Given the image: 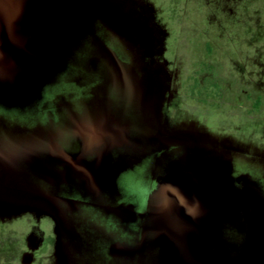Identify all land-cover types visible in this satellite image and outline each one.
<instances>
[{"label":"rangeland","instance_id":"obj_1","mask_svg":"<svg viewBox=\"0 0 264 264\" xmlns=\"http://www.w3.org/2000/svg\"><path fill=\"white\" fill-rule=\"evenodd\" d=\"M96 1L95 15L109 16L115 28L107 38L114 42L124 33L129 41L124 58L135 66L142 64L152 76L147 83L157 95L143 105L153 121L158 117L169 136L166 143L190 136L264 164V0ZM47 16L53 19L52 10ZM82 48L76 49L79 57ZM76 67L78 74L80 70L87 75L88 65ZM209 81L220 86L212 92L215 98L191 92L192 86L203 88ZM64 90L75 102L86 93L73 85ZM150 124L145 135L161 129ZM45 130L28 133L7 128L0 120V264H185L180 262L176 238L164 240L158 234L150 252L147 247L141 250L138 235L123 234L122 211L42 196L36 192L40 187L32 191L15 186L36 183L24 181L14 168L21 157L44 180L42 190L78 200L75 185L64 188L52 178L53 170L62 169V157L57 154L59 145L47 139L56 129ZM114 135L118 143L125 141L121 129ZM142 147L145 151L140 153L146 154ZM134 150L136 155L140 148ZM207 155L224 173L229 169L227 161ZM191 190L189 195L194 194ZM122 252L125 257L109 258Z\"/></svg>","mask_w":264,"mask_h":264},{"label":"water","instance_id":"obj_2","mask_svg":"<svg viewBox=\"0 0 264 264\" xmlns=\"http://www.w3.org/2000/svg\"><path fill=\"white\" fill-rule=\"evenodd\" d=\"M96 3L95 0L89 6L85 0H0V50L4 49L5 54L9 53L8 58L0 57V100H13L14 95L22 89V83L30 75L39 77L43 83L57 82L64 78L83 86H91L93 92L89 100L78 102L69 100L61 103L57 108L59 121L53 122L50 129L45 130L51 133V130L56 129L47 139L52 138L59 145L57 154L62 157V161H59L62 169L53 170L52 178L60 186L68 185L79 178L94 191L110 181L111 174L110 176L108 174L117 169V152L123 153L119 163L122 167L127 163L128 157L135 155L134 148H140L135 157L143 153L140 151H145L143 144L149 151L151 149L164 151L166 165L173 167L169 174L162 178V190L160 193L157 192L159 195L151 216L156 227L159 228L157 235L162 236L164 240L180 239V237L184 239L188 226L185 219L180 216L179 220L182 222L180 229L175 226L174 219L168 215L172 207L176 204V210L182 211L185 207L188 209L192 202L180 200V197L188 195L187 191L190 189L192 193L202 197L203 200L197 202L214 206L222 204L224 201L219 202L217 198L223 197L227 192L233 194L232 190L235 188L233 178L230 177V164L225 175L223 167L213 157H209L208 152L186 147L189 141L195 138L179 136L174 137V142L166 143V138L169 136L163 128L144 137L131 135L132 127L126 114L127 109L117 105L105 87L96 86V83L100 84L99 73L103 69L107 70V65L111 62H107L106 57L96 54L95 56L94 52L90 53L88 48H84L88 58L79 57L77 54L76 49L82 45L88 47V34L92 33V16H96L93 8ZM49 10H52L53 19L47 16ZM82 50L83 48L81 52ZM78 63H85V68L88 65L87 75L80 70V74L76 72ZM91 75H94L95 82L89 80ZM116 78L119 80V75L113 73L110 79L105 77L101 79L112 83ZM120 79L124 82L122 77ZM134 88L138 89L137 86ZM154 95H157L156 91ZM119 129L125 134V141L121 143L117 142V136L114 135ZM173 146L184 149L174 152L171 151ZM212 155L216 156L213 153ZM221 161L223 162L222 158ZM209 165L215 172L211 179L204 177L202 170L199 169L200 166ZM190 172L197 174L189 177ZM181 174H185L186 177H180ZM36 192H40L42 196L51 195L66 201L88 203L43 190ZM234 193L238 192L234 190ZM244 194L240 191L241 196ZM245 195L247 200L250 196H262L263 193L258 190L255 183H252L248 185ZM261 236L264 240V232ZM256 252L259 253L258 262L264 264L261 260L264 249Z\"/></svg>","mask_w":264,"mask_h":264},{"label":"trees","instance_id":"obj_3","mask_svg":"<svg viewBox=\"0 0 264 264\" xmlns=\"http://www.w3.org/2000/svg\"><path fill=\"white\" fill-rule=\"evenodd\" d=\"M85 2L90 6L93 2H95V0H85ZM92 18V33L88 34V47H83L82 56L88 58L84 51V48H88L87 50H90V53L94 52V55L96 54L106 57V59H108L107 62H111V64L107 65V70L103 69L99 73L100 78L105 77L106 73L109 75L116 73L119 75L120 81L116 78L112 83L102 81L100 84L96 83V86L98 87V85H101L102 87H105V89L109 91V96L114 99L117 105L123 106L122 108L125 110L127 109L126 114L127 117H129L130 125L132 127L131 135H140L144 137L145 129L147 125H151L150 123H153L161 128V123L158 117L156 116L155 121H153L150 110H145L143 105L144 101L151 100L155 93L154 89H149L150 84L147 83L148 77L152 76L148 71H145L142 64L135 66V62L126 61L124 58L126 57L129 42L124 33L121 32L119 37H117L114 42L113 40L107 38L108 34H111L112 32L110 29H115L112 28L113 25L109 23L111 21L109 16H92ZM116 35H118V33ZM134 67L136 68V71H134ZM92 76L94 75H91L90 78ZM120 77L124 79V82L120 79ZM130 78H133V81L130 80ZM89 80L93 81L94 79ZM141 82L143 83L141 84ZM22 85V89L14 95L13 100H0V120L7 128L16 126L28 133L44 128L50 129L53 122L59 121V114L57 113L58 106L61 103L72 99L67 96V93L64 90L67 86L69 87L70 85H73L74 87L86 91V93L80 97L79 100L81 101L89 100L93 92V88L91 86H83L75 83L74 81L70 82L64 78L57 82L43 83L39 77L35 78L30 75L26 78ZM134 86H137L138 89L134 88ZM116 88H118L117 91L115 90ZM124 88L127 90H123ZM147 90H149V93L146 96L145 92ZM217 91H220V86L212 81H209L203 88L200 84L194 85L191 88V92L195 95H203L205 93L206 95H209V97L213 98L216 96L215 94H212V92L217 93ZM142 94L144 95V98H142ZM149 105L152 106L151 103H149ZM186 147L192 150L194 148H198V150L203 149L208 153L215 154L218 158L221 157L223 161L229 162L231 167L230 177L233 178V180L238 179L237 181L235 180L233 184L235 191H238V189L239 191L243 190V186L241 184H246V187L248 188V185L255 183L258 190L263 193L262 196H264L263 163H259L257 160L239 153H232V151L223 149L219 144L213 141L194 139L191 143L187 144ZM179 149L184 148L180 146H173L171 151L175 152ZM147 151L148 152L146 154H138L139 157L136 156L133 159L132 157H128L127 163H125L122 167L121 165L119 166V163H121L120 157L123 156V153H120V151L117 152L118 163H116L117 169L115 171L116 173L118 172V177L115 180L116 188L111 198L106 196L102 200L98 199L94 191L88 188L86 182L79 178H76L75 182L62 186L66 188L69 186L73 187L75 185L81 191H79V193L77 192L78 195L76 198L88 203L94 204L98 200L103 201V203H109L110 200H113L118 207H132L137 210H144L147 207L150 194L157 188L156 180L153 175V169L155 167L158 168V164H161V167H167V161L165 159L166 155L163 153L164 151H156L155 149ZM220 152H224L222 153L223 156ZM19 160L20 161L15 164L17 167L14 166V168H18L20 173H22L24 181L27 180L30 182L31 179H34L36 180V183L25 185L15 182L14 185L29 190H35L33 188L37 187H40V190L44 189V184L42 182L44 180L33 174L29 165L26 162H23L24 159L22 160L20 157ZM227 171L228 170H226L225 175H227ZM236 172L240 174L236 175ZM40 182L42 184L41 186H35V184L40 185Z\"/></svg>","mask_w":264,"mask_h":264},{"label":"flooded vegetation","instance_id":"obj_4","mask_svg":"<svg viewBox=\"0 0 264 264\" xmlns=\"http://www.w3.org/2000/svg\"><path fill=\"white\" fill-rule=\"evenodd\" d=\"M3 50H0V57L8 58ZM160 165L158 164V168L153 169L157 188L150 194L147 207L144 210L118 207L113 200H110L109 203L100 201L106 196L111 198L115 192V180L118 177V172L116 173L114 170L108 174L109 176L111 174L110 183L108 182L102 188L97 187L94 190L97 198L100 199L94 204L122 211V214L125 215L124 218L120 219V224L124 230L123 234L138 235L140 249L144 250L147 247L149 252L150 247H152L151 244L156 239L157 231H159L151 215L154 212L156 198L162 190V178L169 174L173 167H161ZM199 169L202 170L204 177L209 179L215 175L210 165L207 167L200 166ZM196 174L190 172L189 177ZM180 177H186V175L181 174ZM235 180L233 181L235 182ZM241 185L243 190L240 191L246 194L248 190L246 184ZM234 190H232L233 194L227 192L223 197L219 196L218 201L224 202L215 204V206L197 202L203 200L202 197L196 194L189 195L190 191L188 190V195L180 197V200L192 202L188 209L185 207L182 211L176 210V204L172 207L173 209L168 215L174 219L175 226L180 229V225H182L179 216L185 219L188 226V232L184 234V239L180 237L176 243L177 252L181 256L180 262L185 264H245L246 262L248 264H260L257 260L259 253L256 251L264 249V240L261 239V233L264 232V196H250L247 201L245 194L241 196L239 189L238 193H234ZM247 202L248 204H246ZM196 225H199L200 228L196 229ZM109 255V258L115 261L125 257L126 253L122 252L118 256ZM168 255L165 254L164 256L167 257ZM261 258L264 262V254H261Z\"/></svg>","mask_w":264,"mask_h":264},{"label":"bare ground","instance_id":"obj_5","mask_svg":"<svg viewBox=\"0 0 264 264\" xmlns=\"http://www.w3.org/2000/svg\"><path fill=\"white\" fill-rule=\"evenodd\" d=\"M7 55H9V53H6ZM47 202V201H46Z\"/></svg>","mask_w":264,"mask_h":264}]
</instances>
